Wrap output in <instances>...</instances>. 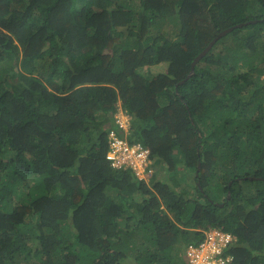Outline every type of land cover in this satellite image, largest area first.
I'll return each instance as SVG.
<instances>
[{
	"label": "trees",
	"instance_id": "trees-1",
	"mask_svg": "<svg viewBox=\"0 0 264 264\" xmlns=\"http://www.w3.org/2000/svg\"><path fill=\"white\" fill-rule=\"evenodd\" d=\"M210 228L264 264V0H0V264H189Z\"/></svg>",
	"mask_w": 264,
	"mask_h": 264
},
{
	"label": "built area",
	"instance_id": "built-area-1",
	"mask_svg": "<svg viewBox=\"0 0 264 264\" xmlns=\"http://www.w3.org/2000/svg\"><path fill=\"white\" fill-rule=\"evenodd\" d=\"M115 121L119 129L127 128V119L117 118ZM108 139L109 152L106 159L110 161L112 167L130 168L138 176L147 168L149 155L147 149L140 144L129 145L113 131L109 133ZM232 242L233 238L230 234L211 230L206 232L204 240L198 246L188 248L186 257L189 264H226L229 259L223 258L222 254L228 251Z\"/></svg>",
	"mask_w": 264,
	"mask_h": 264
},
{
	"label": "clouds",
	"instance_id": "clouds-1",
	"mask_svg": "<svg viewBox=\"0 0 264 264\" xmlns=\"http://www.w3.org/2000/svg\"><path fill=\"white\" fill-rule=\"evenodd\" d=\"M226 30H228V29H226ZM226 30H224V31H226ZM224 31H222V32H224ZM221 32V33H222ZM156 66H158V65H155V67ZM152 67H154V66H152ZM152 67H148L147 68V70H150V68H152ZM118 101V100H117ZM116 101V102H117ZM120 101V100H119ZM117 118H120V119H127V128L124 130H122V129H119V127H118V124L116 123V119ZM111 125H112V128H110L108 131H107V137H106V139H107V141H106V143H107V151H106V153H105V159H106V156H107V153L109 152V139H108V136H109V133L111 132V131H113V132H115L116 134H117V136L118 137H120V138H123L125 141H127L128 142V140H127V136L129 135V129H130V125H131V116H130V114L122 107V105H121V102H120V106L119 107H117L116 105H115V108H114V111H113V113H112V120H111ZM129 143V142H128ZM136 144H140L144 149H147L148 150V152H149V149L147 148V147H145V146H143L139 141H137V140H135L132 144H130L129 143V145H136ZM107 160V159H106ZM108 161V160H107ZM109 163H110V161H108ZM111 164V163H110ZM148 165L150 164V162H149V160H148V163H147ZM148 165H147V168L143 171V172H141V173H139V176L135 173V175L139 178V179H145L146 180V178L149 176V173L151 172V170H150V168H148ZM113 168H115V167H113ZM115 169H117V168H115ZM121 169V168H120ZM211 230H219V229H212V228H210V229H207V230H205V231H203V234H204V236H205V234H206V232H208V231H211ZM220 231H222V230H220ZM223 233H227V232H224V231H222ZM227 234H230V233H227ZM231 235V234H230ZM232 236V235H231ZM205 238V237H204ZM204 238L201 240V242L204 240ZM232 238L234 239V237L232 236ZM228 253V251L227 252H225L224 254H222V257L223 258H228L229 259V261L226 263V264H229V262L232 260V257H231V255H229V254H227Z\"/></svg>",
	"mask_w": 264,
	"mask_h": 264
},
{
	"label": "rangeland",
	"instance_id": "rangeland-1",
	"mask_svg": "<svg viewBox=\"0 0 264 264\" xmlns=\"http://www.w3.org/2000/svg\"><path fill=\"white\" fill-rule=\"evenodd\" d=\"M165 69H166L165 66H163V65H158V66H156V67L154 66V67L150 68L149 72H150V73L164 72ZM115 105H116L117 107H119V106H120V101L118 100V101L116 102ZM192 186H193V183H192Z\"/></svg>",
	"mask_w": 264,
	"mask_h": 264
},
{
	"label": "water",
	"instance_id": "water-1",
	"mask_svg": "<svg viewBox=\"0 0 264 264\" xmlns=\"http://www.w3.org/2000/svg\"><path fill=\"white\" fill-rule=\"evenodd\" d=\"M232 30V28H230V29H228V30H226V31H224V32H222V33H220L219 35H218V37L217 38H219V37H221V36H223L224 34H226L227 32H229V31H231ZM216 42V39H213L212 41H211V43L208 45V47L203 51V53H205L214 43ZM201 55L202 54H200L194 61H196V60H198L200 57H201Z\"/></svg>",
	"mask_w": 264,
	"mask_h": 264
}]
</instances>
